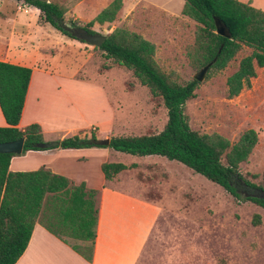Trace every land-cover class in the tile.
<instances>
[{
    "label": "trees",
    "instance_id": "1",
    "mask_svg": "<svg viewBox=\"0 0 264 264\" xmlns=\"http://www.w3.org/2000/svg\"><path fill=\"white\" fill-rule=\"evenodd\" d=\"M16 2L36 9L43 23L74 39L63 28L64 10L57 3L51 0ZM120 7L121 0H111L81 28L94 34L89 28L94 23L112 22ZM180 15L194 24L192 41L184 51L188 67L195 73L212 62L205 75L207 79L222 71L242 49H247L249 53L238 61L236 70L225 79V97L232 99L242 90L249 89L255 70L264 67V12L249 2L238 0H183ZM215 21L222 24L229 38L215 34ZM68 23L71 27H79L71 20ZM96 49L114 66L127 70L134 81L146 89L150 102L165 110L166 121L157 133L99 139L90 132L89 136L73 135L58 140L56 147L50 149L99 148L136 158L161 157L181 164L234 199L249 201L264 209L263 200L245 198L238 192L244 184L245 188L264 193V172L258 184L249 182L238 172V165L247 161L256 144L257 136L253 130H245L233 143L215 133L192 131L184 115V105L193 97L198 83L194 79L177 82L161 71L154 60V45L126 28L112 30ZM29 77V68L0 62V113L6 125L0 127V143L23 138L19 155L48 150L39 147L45 142L37 124L23 129L17 127ZM19 155L0 154V264H15L35 223L90 262L98 191L86 189L82 183L72 185L65 177L42 167L27 172L8 171L9 160ZM132 168H135L134 164L105 162L100 165L105 184ZM249 177L256 179L259 176ZM252 223L259 224L257 216L253 217Z\"/></svg>",
    "mask_w": 264,
    "mask_h": 264
},
{
    "label": "rangeland",
    "instance_id": "2",
    "mask_svg": "<svg viewBox=\"0 0 264 264\" xmlns=\"http://www.w3.org/2000/svg\"><path fill=\"white\" fill-rule=\"evenodd\" d=\"M51 1L64 10L63 23H66L75 17L66 14L67 11L80 0ZM164 2L169 3L170 12L175 14L162 8ZM181 2L123 0L114 24L89 29L107 35L113 27L126 28L154 45V60L161 71L177 82L188 81L194 72L188 67L184 51L192 41L194 24L178 13L176 7ZM249 2L264 11V0ZM83 8L78 7L74 15H85ZM86 17L90 20L91 15ZM73 22L79 27L86 24L78 18ZM37 25L38 29L24 33L33 38L32 47L28 48L25 42V46L19 45L15 50L26 57L36 56L37 67L74 81L99 85L108 96L110 127L108 124L100 130L91 127L77 135L89 136L93 132L97 138L107 139L157 133L162 129L165 110L150 102L146 89L127 70L114 66L95 47L61 35L42 20ZM248 53L242 49L222 71L197 82L193 97L184 105V115L192 131L215 133L230 143L245 130H253L256 144L247 161L238 165V172L249 182L258 184L264 172V67L255 70L249 89L242 90L235 98L225 97L226 77ZM121 160L126 165L134 164L135 168L121 173L114 187L148 199L161 208L160 220L146 246L148 255L142 256L138 264H264L263 208L234 199L179 163L155 156L121 157ZM110 161L108 158L107 162ZM72 173L84 174L86 170L79 167ZM249 175L259 177L251 179ZM249 191L242 187L238 192ZM254 216L258 217L257 225L252 223Z\"/></svg>",
    "mask_w": 264,
    "mask_h": 264
},
{
    "label": "crops",
    "instance_id": "3",
    "mask_svg": "<svg viewBox=\"0 0 264 264\" xmlns=\"http://www.w3.org/2000/svg\"><path fill=\"white\" fill-rule=\"evenodd\" d=\"M110 2L111 0H80L66 14L75 16L71 21L78 18L87 24ZM182 4L183 0L176 7L179 14ZM81 6H84L85 15H74ZM122 8L123 0L112 22L101 25L94 23L91 27L97 29L111 26ZM162 8L169 14H175L170 12L169 3L164 2ZM87 15H91L90 20ZM39 20L36 9L20 5L16 0H0V62L30 69L17 127L23 129L30 124H37L45 143L77 135L91 127L99 130L107 124L110 127L111 108L104 88L86 81H74L45 67H37L34 62L36 56L26 57L15 50L19 45L25 46V42L28 48L32 47L33 38L24 33L29 29L35 30L36 27L38 29ZM114 29L115 27L112 30ZM22 36L26 38H21ZM5 126L0 113V127ZM121 157L132 156L99 148H56L27 151L9 160L10 172L34 171L42 167L54 175L65 177L72 185L82 183L86 189L98 191L96 232L90 262H86L67 244L35 223L28 243L15 264H138L142 256L148 255L146 246L156 230V222L160 220L161 208L148 199L114 187L119 175L129 169L105 184L100 165L111 158L110 162L128 166ZM79 167L84 168L86 173L74 175L72 171Z\"/></svg>",
    "mask_w": 264,
    "mask_h": 264
},
{
    "label": "water",
    "instance_id": "4",
    "mask_svg": "<svg viewBox=\"0 0 264 264\" xmlns=\"http://www.w3.org/2000/svg\"><path fill=\"white\" fill-rule=\"evenodd\" d=\"M64 30H66L75 40L83 42L91 47H99L101 43L104 41L105 36L94 33V34H88L86 31H84L81 27H71L69 23L63 24ZM215 34L229 38L227 31L222 26V24L219 21H215ZM212 62L206 64L201 69H199L197 72H195L192 76V79H194L196 82H201L205 78L206 72ZM22 144H23V138H19L14 141L10 142H4L0 143V154H13V155H19L22 150ZM40 148L44 149H50L56 147V142H47L39 146ZM244 187V184H241ZM245 198L251 197V198H257L264 201V193L260 190H250L248 193L242 194Z\"/></svg>",
    "mask_w": 264,
    "mask_h": 264
}]
</instances>
